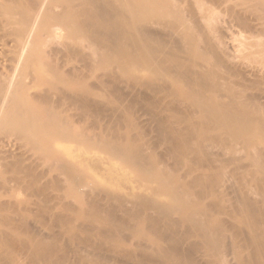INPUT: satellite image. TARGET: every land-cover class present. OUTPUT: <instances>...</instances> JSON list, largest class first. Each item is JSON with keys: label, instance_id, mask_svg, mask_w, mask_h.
<instances>
[{"label": "bare ground", "instance_id": "bare-ground-1", "mask_svg": "<svg viewBox=\"0 0 264 264\" xmlns=\"http://www.w3.org/2000/svg\"><path fill=\"white\" fill-rule=\"evenodd\" d=\"M240 1L264 46V0ZM186 3L0 0V46L12 49L0 58L9 62L0 67V132L20 143L0 145V264H105L102 252L136 264H198L199 252L225 264L230 252L235 264H264V202L244 201L243 226L222 217V169L241 154L264 192V106L234 87L218 95L226 77L204 67ZM199 7L215 38L213 15ZM216 40L215 56L233 57ZM117 74L130 93L111 98ZM138 106L169 144L172 169L146 140Z\"/></svg>", "mask_w": 264, "mask_h": 264}, {"label": "rangeland", "instance_id": "rangeland-1", "mask_svg": "<svg viewBox=\"0 0 264 264\" xmlns=\"http://www.w3.org/2000/svg\"><path fill=\"white\" fill-rule=\"evenodd\" d=\"M199 4L203 5L206 9H208L211 12V15H213L215 20H212V24L215 26V35L223 36L225 42L227 43L226 46L231 51L233 57H216L214 52H212L209 49V44L216 45L217 40L216 37L210 36L208 31V22H206L203 18L201 7H199ZM241 4L240 0H231L229 3H220L219 0H187L186 4H183L185 8V13L189 15V22L192 24L195 28H198V32L195 37L197 41H199V45L201 48L202 53L204 54V62L203 65L206 69H208L212 76L221 79L223 76H225V80H221L220 83V90L218 95H226L229 91L230 87L237 88L238 90H242L245 92V94L250 99H256L257 102L264 106V80L261 77L255 78L253 77L252 73L250 72L251 69H259L264 71V57H259L255 53L262 50L264 46L262 44L258 43L259 38L256 37L255 29L252 28L253 20L255 19L254 14L248 11L241 10V7H235V5ZM239 16H238V15ZM237 18H240V20H245L246 24H242L239 22ZM203 19V20H202ZM62 39L60 36H58L56 39L49 40L48 43L46 42L45 45L55 44L56 42H61ZM64 42H69V40L64 39ZM9 50H12L8 46H0V58L2 61H4L3 57H11ZM90 52V50H88ZM133 57V59H138L140 57L139 52L132 51L130 53ZM6 59V58H5ZM7 60V59H6ZM1 62V61H0ZM0 63V67H7L9 65L8 60L6 62ZM80 65H83L81 63ZM2 68V67H1ZM249 71V76L247 75V72ZM252 71V70H251ZM3 72H7V70H3ZM246 72V73H245ZM167 72L164 70L163 74H166ZM103 73H99L101 76ZM232 74V75H231ZM261 75V74H260ZM230 76V77H229ZM262 78V79H261ZM261 79V80H260ZM121 80V85L118 84L120 87H115L113 91H111L110 97L116 98L119 95L123 96L128 93H130L129 89L126 88V85H122L123 77L120 74L116 75L115 82ZM218 80V81H219ZM220 82V81H219ZM124 86V87H123ZM126 86V87H125ZM124 88V89H123ZM127 89V91H126ZM117 90V92L115 91ZM126 92V94L124 93ZM110 94V92L108 93ZM136 111V120L138 123L140 122V126L147 129L149 127V134L146 138V140H149L151 143V146L154 147L155 152L158 154V157L161 162L165 165V167L172 169L173 166L176 165L175 158L171 155L169 144L166 142H163L160 140L158 132L155 128V123L151 122L150 116L146 115L148 114L143 107L138 106ZM141 116V118H138ZM226 116V114H225ZM139 119V120H138ZM149 119V120H148ZM146 120V121H145ZM143 121V122H142ZM151 124V125H150ZM19 143L17 140L12 137L9 133L0 132V145L3 146H11L14 144ZM20 144V143H19ZM225 154V155H224ZM221 155L222 158L225 159V161L228 159H231L232 155L230 153H224ZM90 157V156H88ZM223 161V160H222ZM224 161V162H225ZM88 162L86 163V165ZM237 165V166H236ZM254 165L252 161L247 157L245 154H241L239 157V161L236 163H230L227 164L226 167L223 170V173L225 175H228V179H225V186L227 188H222L225 191L223 192L225 194L224 201L227 203L228 206L227 214H223L222 217L224 219H228L231 221V224H235L232 219L233 217H238L236 224L237 226H243L242 220L243 216L240 214V210L243 208V204L245 205L244 201L246 200H257L261 203L264 202V192L261 190L252 180L250 173L254 170L251 166ZM89 166V165H88ZM235 166V167H234ZM180 167L177 165V168ZM237 167V171L235 170ZM179 174L178 175H185L184 172L185 169L179 168ZM130 169L123 167L121 169V174L128 175L130 173ZM236 171V172H234ZM245 180L241 185L239 183L240 180ZM134 181V180H133ZM104 182V181H103ZM106 183V182H104ZM130 186H129V185ZM127 185L131 187V189L135 188V185H137V181L132 183V180H130ZM134 185V186H133ZM224 186V187H225ZM230 187V188H228ZM228 189V190H227ZM260 189V190H258ZM195 192L198 191L197 188L193 189ZM227 190V191H226ZM51 193L52 189H48L47 193ZM226 192V193H225ZM245 192V194L243 193ZM248 192H251V194H254L252 198H249L250 194ZM220 193H216V195H219ZM257 196H256V195ZM256 196V197H255ZM242 197V198H241ZM243 197H246L245 199ZM7 199V197L5 198ZM243 199V200H242ZM10 200V199H9ZM210 198L208 199V201ZM259 205V203H258ZM241 206V207H240ZM239 210V211H238ZM264 217V211L261 212ZM262 217V218H263ZM260 226L264 227V218L259 219ZM262 222V223H261ZM202 252H199L195 255L194 259L198 264H211L214 261V258L212 255H207ZM101 259L102 262H105V264H136L132 260H128L127 258L123 257H116V258H110L107 253H101ZM203 255V256H202ZM104 256V257H103ZM107 257V258H106ZM225 264H235V256H233L230 252H227ZM100 259V260H101ZM113 259H116L113 261ZM127 259V260H125ZM108 261V262H107ZM107 262V263H106ZM131 262V263H130ZM133 262V263H132Z\"/></svg>", "mask_w": 264, "mask_h": 264}]
</instances>
